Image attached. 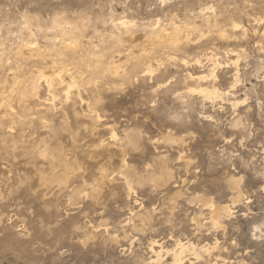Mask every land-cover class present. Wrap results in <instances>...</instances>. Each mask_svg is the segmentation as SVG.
<instances>
[{
    "label": "rangeland",
    "instance_id": "rangeland-1",
    "mask_svg": "<svg viewBox=\"0 0 264 264\" xmlns=\"http://www.w3.org/2000/svg\"><path fill=\"white\" fill-rule=\"evenodd\" d=\"M174 260L264 264V0H0V264Z\"/></svg>",
    "mask_w": 264,
    "mask_h": 264
},
{
    "label": "bare ground",
    "instance_id": "bare-ground-1",
    "mask_svg": "<svg viewBox=\"0 0 264 264\" xmlns=\"http://www.w3.org/2000/svg\"><path fill=\"white\" fill-rule=\"evenodd\" d=\"M167 31V30H166ZM166 35V34H165ZM171 35V34H170ZM169 34L168 35H166V36H170ZM160 36V35H159ZM170 38V37H169ZM171 39H172V36H171ZM170 39V40H171ZM175 39V38H174ZM174 39H173V41H174ZM169 41V40H168ZM178 41V40H177ZM154 42V41H153ZM68 43V42H67ZM79 43L80 42H76L75 44H73V43H71V44H69V45H67L66 46V48H72V49H76L78 46H79ZM37 45V44H36ZM25 49L28 51V53L30 52L29 50H32V52H30V53H33V51L34 52H36V53H39V55H40V53H41V51H40V49L37 47V46H35L34 44H32V43H30V44H25ZM79 48V47H78ZM61 51V50H60ZM42 55V54H41ZM55 74V73H54ZM82 74V73H81ZM193 75V74H192ZM50 76V75H49ZM193 78H195V79H197V80H202V79H204V78H206L207 77V75H197V76H192ZM50 81H51V79H50ZM199 91L201 92V93H203L204 95H205V97H207V98H211V99H213V100H215L216 98H219L220 97V99H221V92H220V90H218L216 87H212V88H210V89H208L207 87H200L199 88ZM65 163H64V168H65V170H64V172L62 173V174H58L57 172H53V174H52V178H49V177H47V176H43L42 177V180L44 179L45 180V182H48V181H50V180H52V181H56V182H58V183H60V184H63V183H65V181H67V177L69 176V171H71L72 172V168H73V163L69 160V159H66L65 161H64ZM236 185V184H235ZM238 185V184H237ZM226 207H222V206H216L214 209H212V211H211V217H212V219L214 220V221H216L217 223H218V219H220V217L223 215V214H225L226 213ZM228 209H229V207H228ZM227 209V210H228ZM181 244V246H180V250H178L177 252L178 253H180V252H182L183 251V249H184V246L182 245V243H180ZM186 247V246H185ZM186 249V248H185ZM178 253H177V256H179L178 255ZM158 254L160 255V251L158 252ZM176 259H178V258H176ZM179 260H180V258H179ZM179 260H174V264H180L181 262L179 261Z\"/></svg>",
    "mask_w": 264,
    "mask_h": 264
}]
</instances>
